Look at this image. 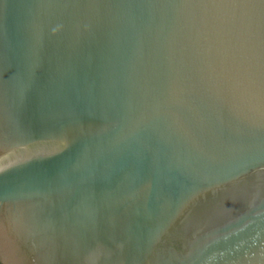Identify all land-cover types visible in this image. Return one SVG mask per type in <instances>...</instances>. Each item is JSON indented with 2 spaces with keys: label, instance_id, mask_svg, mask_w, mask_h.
<instances>
[{
  "label": "water",
  "instance_id": "obj_1",
  "mask_svg": "<svg viewBox=\"0 0 264 264\" xmlns=\"http://www.w3.org/2000/svg\"><path fill=\"white\" fill-rule=\"evenodd\" d=\"M0 264H264V0H0Z\"/></svg>",
  "mask_w": 264,
  "mask_h": 264
}]
</instances>
